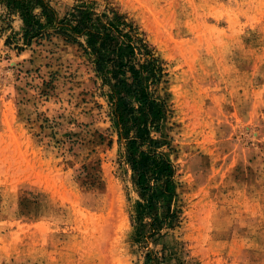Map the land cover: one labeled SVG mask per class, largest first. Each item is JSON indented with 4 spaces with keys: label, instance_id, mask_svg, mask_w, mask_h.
I'll use <instances>...</instances> for the list:
<instances>
[{
    "label": "rangeland",
    "instance_id": "374dc122",
    "mask_svg": "<svg viewBox=\"0 0 264 264\" xmlns=\"http://www.w3.org/2000/svg\"><path fill=\"white\" fill-rule=\"evenodd\" d=\"M97 1L162 61L179 221L133 240L108 88L78 45L25 46L0 2V264H264V0Z\"/></svg>",
    "mask_w": 264,
    "mask_h": 264
},
{
    "label": "trees",
    "instance_id": "16d2710c",
    "mask_svg": "<svg viewBox=\"0 0 264 264\" xmlns=\"http://www.w3.org/2000/svg\"><path fill=\"white\" fill-rule=\"evenodd\" d=\"M7 18L18 16L25 46L63 38L78 45L108 88L115 127L125 140L122 159L135 174L141 201L136 204L135 242L170 234L179 221L172 209L176 167L163 133L167 101L160 94L165 76L160 57L139 29L111 5L97 0H0ZM10 21V19H8ZM10 40V39H9ZM149 254L151 264L178 261L175 251Z\"/></svg>",
    "mask_w": 264,
    "mask_h": 264
}]
</instances>
